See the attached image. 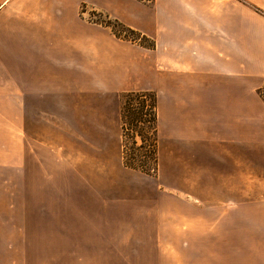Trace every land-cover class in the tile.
Masks as SVG:
<instances>
[{
	"label": "crops",
	"instance_id": "1",
	"mask_svg": "<svg viewBox=\"0 0 264 264\" xmlns=\"http://www.w3.org/2000/svg\"><path fill=\"white\" fill-rule=\"evenodd\" d=\"M84 1L155 47L116 40ZM80 74L156 92L160 184L126 203L181 218L198 264H264V0H0L2 178L31 171L29 107L78 92Z\"/></svg>",
	"mask_w": 264,
	"mask_h": 264
},
{
	"label": "rangeland",
	"instance_id": "2",
	"mask_svg": "<svg viewBox=\"0 0 264 264\" xmlns=\"http://www.w3.org/2000/svg\"><path fill=\"white\" fill-rule=\"evenodd\" d=\"M80 13L116 40L143 51L156 45L150 34L89 1ZM93 76L80 74L79 91L56 106L29 107L31 171L0 175V264H198L197 247H183L197 234L184 236L181 218L126 203L135 195L149 198L160 184L158 140L155 149L146 122L151 97L138 95L156 92L139 87L136 77L105 90L102 74ZM111 77L110 83L119 79Z\"/></svg>",
	"mask_w": 264,
	"mask_h": 264
},
{
	"label": "trees",
	"instance_id": "3",
	"mask_svg": "<svg viewBox=\"0 0 264 264\" xmlns=\"http://www.w3.org/2000/svg\"><path fill=\"white\" fill-rule=\"evenodd\" d=\"M128 93H131V92H128ZM132 93H136V92H132ZM138 93V92H137ZM141 98H147V96H150L151 97V108H152V117H149L146 122H148V124H150L151 126V129L153 130V132L151 134H153V139H152V142L154 143L153 144V147L156 149V146H157V140H158V128H157V111H156V107H157V98H156V94L152 91H141L140 94H138ZM127 97V95H126ZM134 114V113H133ZM150 138H151V135H149ZM148 136V137H149ZM149 138V139H150ZM154 154H155V151H154Z\"/></svg>",
	"mask_w": 264,
	"mask_h": 264
}]
</instances>
